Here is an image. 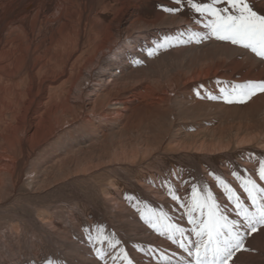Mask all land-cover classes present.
I'll use <instances>...</instances> for the list:
<instances>
[{
  "label": "bare ground",
  "instance_id": "obj_1",
  "mask_svg": "<svg viewBox=\"0 0 264 264\" xmlns=\"http://www.w3.org/2000/svg\"><path fill=\"white\" fill-rule=\"evenodd\" d=\"M250 3L264 14V0ZM169 7L174 0H0V208L25 183L41 195L71 179H97L117 216L115 223L101 212L103 221L81 231L75 211L68 235L57 213L42 210L35 220L56 256L39 259L29 238L27 253L14 247L0 264H127L121 249L133 264H186L185 249L146 217L164 213L194 241L184 205L195 184L213 192L229 219H242L216 176L251 207L238 177L264 186V93L244 103L209 97L264 81V59L214 37L178 43L207 31L199 14ZM166 36L171 45L149 55ZM186 54L175 72L159 74L162 59ZM18 229H7L11 239ZM230 264H264V226L245 233Z\"/></svg>",
  "mask_w": 264,
  "mask_h": 264
},
{
  "label": "snow or ice",
  "instance_id": "obj_2",
  "mask_svg": "<svg viewBox=\"0 0 264 264\" xmlns=\"http://www.w3.org/2000/svg\"><path fill=\"white\" fill-rule=\"evenodd\" d=\"M174 2L177 7L164 10L177 13L187 3L201 17V20L197 22L202 23L207 29V32L191 31L186 40L176 38L178 43H190L192 40L199 43L201 39L215 37L248 49L264 59V14L255 10L250 0H207V2L174 0ZM173 39L164 37L156 48L149 50V55H153L160 48L170 46ZM220 92L221 96L210 95L209 98L224 99L228 103H244L257 92L264 93V81H245L233 84L227 89L221 88ZM233 175L238 174L233 173ZM258 175L259 179L264 181V160L259 161ZM238 178L241 179L251 207L244 203L236 190L225 180L216 176V180L234 203L237 215L242 219H229L223 213L212 191H201L195 184L192 186L191 200L184 206L187 209L189 223L192 225L191 233L196 237L194 241L191 238L185 239V229L177 224L169 223L164 213L156 215L155 220L151 216L146 219L153 228L158 231L162 228L169 239L185 249L188 257L192 258L186 261V264H230L235 253L244 249L245 233L256 232L260 226H264V186L257 183L251 176ZM169 194L174 200L181 199L171 188H169ZM104 239L107 240V237ZM115 243L119 244L120 241L117 240ZM112 246L115 247V245ZM121 252L127 264H133L127 252L123 249ZM97 255L101 259L104 258V253L99 249Z\"/></svg>",
  "mask_w": 264,
  "mask_h": 264
},
{
  "label": "rangeland",
  "instance_id": "obj_3",
  "mask_svg": "<svg viewBox=\"0 0 264 264\" xmlns=\"http://www.w3.org/2000/svg\"><path fill=\"white\" fill-rule=\"evenodd\" d=\"M200 2H207V0H200ZM192 11L193 10L191 9V7L189 5H187V3H185V5L182 7L181 12H178V14L179 15H189V14H192ZM204 31H205V29H204ZM206 31H207V29H206ZM216 40L219 43L229 44V45L233 46V44H231L228 41H222V40H218V39H216ZM210 41H212V40H210ZM234 46L241 48L238 45H234ZM189 57H190L189 54L176 55V56H172L170 58L165 57L164 59H162L160 61L159 65H158L159 74H161L162 76H168V75L172 74L173 72L176 71V69L178 67H180V64L182 63L181 61L184 60V62H187ZM74 151H76V150H74ZM124 174L129 176V174H131V172L124 171V172H122L121 175L124 176ZM118 175H120V174H118ZM72 180H75L76 182L75 181L73 182ZM70 181H71V183H69ZM70 181L66 182L64 184L62 183L63 185L60 184V185H58V187L56 186L55 188L51 189L48 192L42 193L41 195L40 194L39 195H33V194L29 193V191L27 189L28 184L25 183L23 188H21V190H19L18 195L15 196V198L13 200L9 201V203H7L6 206L4 205L3 207L0 208V256H3L6 260L9 261L11 257H8V256H11L10 253H16V250L20 249L19 252H21L22 254L27 253V250L29 249L28 248V246H29L28 239L29 238L35 239L37 241L36 242L37 247L35 248L34 251L37 250L35 253H38L37 256L39 259H47L48 256H49V258L56 256L55 253L52 251L53 248H52L51 244H49V242L47 240L48 234L45 232L44 229H42V228L40 229L39 223L35 220L38 213H40L42 210L46 211V210L51 208L50 210L53 211L54 214L57 213L55 215L57 221L58 222L60 220L62 221V222H59V226L61 225L59 231H61V229H62V231L60 233L64 234L67 232L66 234H68V235L72 234L71 230L73 231L72 226L70 227L69 221L72 220L70 218H71V216H73V212H75V211L77 212V218H78V219L77 218L76 219L77 220L80 219V221L83 223L82 227H84V228H81V231H85V228H86L85 226L89 225V223H90L89 222L87 224V221H89V220L90 221L92 220V222H94L93 224L90 223L91 225H94V226H96L98 224V222L103 221L101 219L102 213L105 215L106 214L109 215L108 217L111 218L112 221L116 223L117 216L112 209H109V207H107V204L103 200V198H102V185L99 183V181L97 179L78 180V181H77V179H71ZM70 184H72L73 186H71ZM95 190H96V192H95ZM133 191H135V190L133 189ZM96 195H97V197H96ZM99 196H101V197H99ZM51 203L53 204L54 207L52 206ZM57 206H58V208H57ZM38 208H39V210H38ZM75 208H76V210H75ZM99 210H101V211H99ZM59 211H61V212H59ZM29 213H32V214H29ZM85 214H87V215H85ZM111 216L112 217L114 216V217L112 218ZM3 217H4V220H3ZM32 217H34V218H32ZM87 217H89V218L87 219ZM93 219H95V220H93ZM29 220H31V221H29ZM33 221H35V223ZM8 222H10V223H8ZM66 223L67 224L69 223L68 226ZM95 223H97V224H95ZM84 224H86V225L84 226ZM14 226L15 227L17 226L19 228L18 229L19 232H17V238L16 239L15 238L11 239L7 229L12 228ZM37 227H39V228H37ZM32 228H34V229H32ZM20 235L22 237H20ZM19 237L21 239V242H20V240H18ZM8 243H10V244L8 245ZM13 243H15L16 245H12ZM45 246H48V247L50 246V249L48 247H45ZM14 247H17V249L13 250ZM52 252L54 254H52ZM47 254H48V256H47ZM5 255H7V256H5Z\"/></svg>",
  "mask_w": 264,
  "mask_h": 264
}]
</instances>
